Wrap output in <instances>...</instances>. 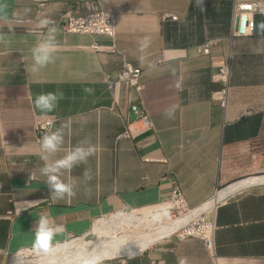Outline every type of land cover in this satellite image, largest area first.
Listing matches in <instances>:
<instances>
[{
  "label": "crops",
  "instance_id": "crops-1",
  "mask_svg": "<svg viewBox=\"0 0 264 264\" xmlns=\"http://www.w3.org/2000/svg\"><path fill=\"white\" fill-rule=\"evenodd\" d=\"M236 1L254 0H203L200 6L197 0H7L8 15L0 17V31L11 41L0 44V264L35 249L41 216L61 227L57 246L86 238L112 213L160 205L174 185L193 209L218 188L264 175V36L254 31L264 12L254 14L250 35L232 37ZM89 3L115 14L113 40L64 32L63 15L81 14ZM24 7L31 8L27 16ZM43 16L59 28V47L54 63L31 72L24 57L30 58ZM144 37L151 46L141 61L133 53ZM209 39L218 41L198 52ZM112 44L113 51L93 48ZM124 62L142 72L140 100L127 84L109 83ZM224 63L229 76L221 107L213 93L224 86L212 76ZM56 90L64 96L53 112L34 108L37 94ZM168 109L175 110L173 119L165 116ZM39 123H47V131L66 125L61 150L50 160L85 138L96 148L86 164L64 173L65 181H77L75 197H50L38 154L45 132L38 138L34 131ZM229 194L205 214L214 223L212 253L199 239L167 237L103 264H178L181 257L188 264H264V182Z\"/></svg>",
  "mask_w": 264,
  "mask_h": 264
},
{
  "label": "clouds",
  "instance_id": "clouds-1",
  "mask_svg": "<svg viewBox=\"0 0 264 264\" xmlns=\"http://www.w3.org/2000/svg\"><path fill=\"white\" fill-rule=\"evenodd\" d=\"M203 0H197L198 6L202 5ZM201 11L203 8L201 7ZM31 12L30 7H24L22 14L27 16ZM8 15L7 0H0V17ZM16 23H20L21 13H15ZM37 27L41 30L37 35V42L30 50V58L25 56V61H28L25 65L26 70L31 72H38L41 68L46 67L50 63H54L56 59V53L58 51L57 35L59 28L55 25V21L48 16H43L37 22ZM46 30V31H44ZM254 31L259 35L264 36V21H261L258 25H254ZM251 33H249L250 35ZM10 39L7 34L0 31V44H10ZM151 46V38L144 37L138 41V48L133 55L139 60H146V52ZM175 87L179 89L181 84L176 82ZM87 93H91L92 89H85ZM63 92L56 90L54 92L40 93L32 99V103L35 109L42 113H51L55 110L58 102L63 99ZM175 114L174 109H168L165 111V116L169 119H173ZM66 125H62L56 128L54 131H46L40 139L38 154L41 159L45 161L43 168L40 170L41 174L45 176L50 197L54 200H63L65 197L72 198L76 196L77 181L71 178L65 181L64 173L71 172V170L81 164H86L88 158L95 154L96 148L91 143L89 138H85L77 143V145L68 150L61 158L50 160V156L61 150V146L64 143ZM11 148V147H10ZM262 176V175H261ZM85 181L91 180V172L89 169H85L83 173ZM35 174L30 173L29 179H34ZM59 225H53L47 216H41L35 226V242L34 248L38 252L48 253L53 250V239L57 233L61 231ZM105 255L100 252H90L84 257H77L78 264H103ZM162 264L165 262L162 261ZM178 264H188L187 258L181 257L178 260Z\"/></svg>",
  "mask_w": 264,
  "mask_h": 264
},
{
  "label": "built area",
  "instance_id": "built-area-1",
  "mask_svg": "<svg viewBox=\"0 0 264 264\" xmlns=\"http://www.w3.org/2000/svg\"><path fill=\"white\" fill-rule=\"evenodd\" d=\"M42 3L43 2L40 3V6L42 5ZM261 12H264V0H254L252 2L236 1L234 4V22L231 30V36H248L249 33H252L253 16L256 13ZM171 19L176 20V17L171 16ZM62 28L64 32L68 34L100 36L113 40L116 35V16L112 12H107L101 8H98L94 4L89 3L85 6V9L81 14H74L71 10L67 11L63 15ZM217 41L218 40L216 39L207 40L200 48H198V52L207 53L209 47L215 45ZM93 48L95 50L106 49L108 51H113L114 45L112 44L107 47L94 45ZM228 76V63L222 64L219 67L218 71L212 76V80L214 82H219L224 86V88L219 92L213 93V99L217 100L221 107L226 106ZM109 83L127 84L131 94H135L136 98L140 100L139 95L144 88L142 82V72L138 69L132 68L129 63L124 62L122 64V69L117 74V78L115 80H110ZM131 109L136 117L141 116V111L137 105H132ZM143 119L146 120V118L144 117ZM47 126V123H39L35 125L34 131L38 138H40L44 134V132L47 131ZM226 187L218 188L212 198H210L208 201H206L199 207L190 209L186 204L181 188L178 185H174L170 191L168 199L160 204L169 206V209H164V214L169 213L170 211H175L177 213V217H179L188 214L192 211H195L203 206L205 207L207 204L210 203L214 205V208L209 211H205L204 213H201L198 219H196L195 221H190L177 232L171 234L169 237H174L178 240H185L188 238L199 239L205 244L208 251L212 253V237L214 223L213 221L206 220L205 214H213L216 207L228 197L227 196L219 201H216L218 194ZM171 218L176 217H170V219ZM161 222L163 221H156V223L158 224H160ZM25 250L34 251L35 249ZM25 250H21L20 253L22 254V252Z\"/></svg>",
  "mask_w": 264,
  "mask_h": 264
},
{
  "label": "bare ground",
  "instance_id": "bare-ground-1",
  "mask_svg": "<svg viewBox=\"0 0 264 264\" xmlns=\"http://www.w3.org/2000/svg\"><path fill=\"white\" fill-rule=\"evenodd\" d=\"M259 182H264V176H255L251 178L249 177L248 180L242 179L236 182L238 184L234 186H231V184V187L229 186L223 189L218 194L216 201H219L222 198L230 195L229 193L235 189H239L244 186ZM213 208L214 205L210 203L205 207L203 206L188 214L179 216L178 218L173 219L163 225L157 224L158 226L155 227L154 223L153 227L155 228L149 229L148 232L142 235L138 234V230H141V228H147L142 223L143 221L147 220L146 218L141 220V217L131 213H117L109 217L107 220L96 222L91 231L98 236L101 231L107 230V226L112 223L117 222L119 225H122L123 228L119 229L118 232H106V234H110L108 236L109 239H101L98 236V239L96 241L90 243L88 241H85V236L81 238H75L64 245L53 248V250L49 251L48 253L38 252L37 250L30 252L35 254L33 256L35 257V259H22L20 260V262H14L12 264H78L77 257H84L87 253L90 252H100L105 255V258L121 254L131 255L132 253H136L137 251L142 250L143 248L151 245L158 240L169 237L171 234L177 232L190 221H195L196 219H198L201 213L209 211ZM127 226H130L131 228L124 229V227ZM133 230H135L137 233L135 231V233H132Z\"/></svg>",
  "mask_w": 264,
  "mask_h": 264
},
{
  "label": "rangeland",
  "instance_id": "rangeland-1",
  "mask_svg": "<svg viewBox=\"0 0 264 264\" xmlns=\"http://www.w3.org/2000/svg\"><path fill=\"white\" fill-rule=\"evenodd\" d=\"M164 209H169V206L168 205H159V206L149 207V208H145V209L134 210V211L128 212V214H130V213L131 214H135L136 216L141 217V220L144 219V218L147 219V220H145V221L142 222L143 225H145L147 228L146 229H142L141 228V230H138V234L139 235L140 234L142 235V234L148 232L149 229H154L155 227H157L160 224L163 225V224H165V223H167V222H169V221H171L173 219L178 218L177 217V213L175 211H170L169 213L164 214L163 213V212H165ZM115 214H117V213H112L111 215H107V216L101 218L100 221L107 220L109 217H111L112 215H115ZM170 217H176V218H171L170 219ZM205 219H208V216H205ZM158 220H162L163 222H161L160 224H158V223H156V221H158ZM153 224H154L155 227H153ZM110 226L111 227L113 226V227L111 228ZM107 227H108L107 230L101 231L100 234L98 235L101 239H109L108 236L110 234H106L107 231L108 232L109 231H112V232L113 231L114 232L116 231V232H118L119 229H122L123 228V226L122 225H119L117 222L112 223V224L108 225ZM125 228L128 229V228H131V227L130 226H127V227H124V229ZM134 231L135 230H133L132 233H135L136 232V231L135 232ZM98 236H97V234H95L94 232H92V233L89 234V236H87L85 238V241H88L90 243L91 242H94V241H96L98 239ZM71 240H73V239H71ZM66 243H68V242H66ZM66 243H64V244H66ZM64 244H60V245L54 246L53 248L58 247V246H61V245H64ZM20 252L21 251H18V252H15V253L11 254L6 264H12L14 262H20V260H22V259H29V260L30 259H33V258L35 259V257H33L35 254L34 253H30V252H33V251L25 250V251L22 252V254Z\"/></svg>",
  "mask_w": 264,
  "mask_h": 264
},
{
  "label": "water",
  "instance_id": "water-1",
  "mask_svg": "<svg viewBox=\"0 0 264 264\" xmlns=\"http://www.w3.org/2000/svg\"><path fill=\"white\" fill-rule=\"evenodd\" d=\"M262 176H264V175H262ZM236 183V182H235ZM260 183V182H259ZM234 184V183H233Z\"/></svg>",
  "mask_w": 264,
  "mask_h": 264
}]
</instances>
